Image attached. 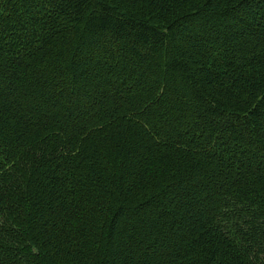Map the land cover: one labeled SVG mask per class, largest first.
Masks as SVG:
<instances>
[{
    "label": "trees",
    "instance_id": "obj_1",
    "mask_svg": "<svg viewBox=\"0 0 264 264\" xmlns=\"http://www.w3.org/2000/svg\"><path fill=\"white\" fill-rule=\"evenodd\" d=\"M0 264H264V0H0Z\"/></svg>",
    "mask_w": 264,
    "mask_h": 264
}]
</instances>
